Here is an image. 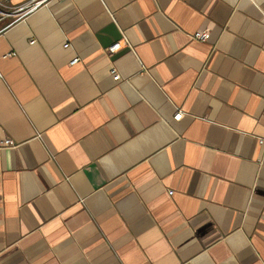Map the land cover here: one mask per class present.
Masks as SVG:
<instances>
[{
  "label": "crops",
  "instance_id": "obj_1",
  "mask_svg": "<svg viewBox=\"0 0 264 264\" xmlns=\"http://www.w3.org/2000/svg\"><path fill=\"white\" fill-rule=\"evenodd\" d=\"M28 1L0 6V264H264V0Z\"/></svg>",
  "mask_w": 264,
  "mask_h": 264
},
{
  "label": "built area",
  "instance_id": "obj_2",
  "mask_svg": "<svg viewBox=\"0 0 264 264\" xmlns=\"http://www.w3.org/2000/svg\"><path fill=\"white\" fill-rule=\"evenodd\" d=\"M4 2H9L10 0H3ZM49 1L51 0H30L27 3L21 5V6H17L11 9V12L8 13V16H26L29 15L31 13H33L34 11L38 10L39 8H41L42 6L46 5ZM59 1H65V0H59ZM2 5L1 0H0V6ZM192 38L196 41L199 42H207L208 38H209V33L208 31H202V32H197L194 33L192 35ZM35 41H31V44H34ZM69 45H65V48H68ZM126 47H130L131 45L128 41V39L124 36L120 41L114 43L113 45H111L110 47H108L107 53L110 55H115L118 52H120L123 48ZM8 56H15L14 53L8 55ZM80 61L79 58H75L71 64H77ZM112 75H113V79L116 82H119L121 80L120 75L118 74L116 69H112ZM2 79V75L0 73V80ZM184 116V114L182 113V111H178L174 117V119L176 121H179L182 119V117ZM261 143H264L263 140H261ZM16 147V144L14 143V141H12L11 139H0V150L3 149H10V148H14Z\"/></svg>",
  "mask_w": 264,
  "mask_h": 264
}]
</instances>
